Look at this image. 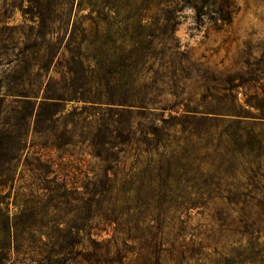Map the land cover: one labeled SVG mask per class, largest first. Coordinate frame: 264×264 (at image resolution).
Masks as SVG:
<instances>
[{
	"label": "rangeland",
	"instance_id": "374dc122",
	"mask_svg": "<svg viewBox=\"0 0 264 264\" xmlns=\"http://www.w3.org/2000/svg\"><path fill=\"white\" fill-rule=\"evenodd\" d=\"M24 2L26 0H0V21L4 20L10 26L5 28L0 25V99L8 93L10 85L24 81V78L34 80V90H38L40 96L55 82L61 81L66 69H62L60 64L49 69H41L34 64H43L57 47L58 51L60 49L57 54L63 49L66 51L71 34L74 33L79 40L81 33L78 29L81 25L83 28L89 25L81 20L88 10L78 12L77 0L72 6L70 18L66 16L62 22L55 24L54 34L43 36L40 34L41 28H23L24 13L21 8L23 4L27 6ZM144 6H148L147 9L137 14L134 0H128L127 5H119L115 0H103V10L108 19L103 24L102 42L108 45L109 21L114 17L120 19L116 12H121L122 18L142 14L147 24L143 30L147 36L146 42L151 43L153 48L139 74L143 83L152 84L156 92H162V104H168L173 110L187 107L197 111L225 110L245 105L244 93L264 90V0H235V13L230 23L215 24L206 20L200 27L196 25L195 11L191 7L175 12L172 8L158 6L156 0H146ZM56 16L61 17V13ZM76 21L78 24H75ZM62 38L64 40L59 41ZM66 56H69L67 51ZM58 61V57L55 58V63ZM28 71L30 76L26 73ZM255 78L259 82H255ZM6 100L5 103L0 102V123L5 125V129L12 117V99ZM73 107V103L67 104V112ZM161 108L163 105L153 108L154 112L135 116L133 131L137 138L146 128L162 127L160 118L163 115L168 117L169 111L163 112ZM18 115H15L17 120H13L15 124L20 118ZM209 130L212 135L204 136L207 137L204 139L184 141L180 133L175 134L172 147L167 151L161 146L156 148L158 144L154 141L153 148L157 151L152 153L153 161L143 167L138 166L137 171H133V177L130 169L136 164L134 157L121 155L118 158V184L105 193L111 198L107 206H142L162 210L178 208L179 213L175 217L179 220H167L158 234L167 242L175 241L184 257L190 261L191 258L199 260V264H211L220 259L227 246L233 242L235 245L239 240L230 232L217 231L219 228L215 218L222 208L248 205L252 207L249 212L255 217L259 212L258 206L264 205V142L260 145L253 140L239 143L233 139H222L218 136L225 130L222 126ZM36 136L33 134L34 144L29 150L31 155L26 160L24 157L7 188L6 163L0 167L1 207L6 210L8 204L18 205L19 208L11 207L13 214L25 208L29 197L39 201V189L48 185L41 171L36 169L35 153L44 151L39 144L36 145ZM51 156L58 163L55 169H59L61 179L67 182L60 189L59 183L50 184L58 189L54 196L66 194V198H79V201L72 200L69 204L63 200L53 201L55 208L49 212L42 211V204L33 201L28 204V209H35L38 214L32 217L31 212H27L24 219L39 221L42 218L43 222L48 223L69 222L66 232L61 234L63 243L68 244L69 239L76 238L79 244L69 254L57 257L51 254V247L44 248L43 243H47L48 239H42L40 235L31 239L28 234H20L19 241L10 251L4 248L6 239L0 236V264H97L99 256L104 259L102 264H145L147 259L139 255L140 247L145 243L139 241L142 237L131 242L126 231L120 233L104 219L95 222L93 229L72 231L77 236H67L73 224L83 223L87 217L88 195L82 194L85 184L89 178L103 174L105 166L87 154L82 156L85 159L82 163L66 165H59L55 152ZM170 156H173L171 162L168 160ZM179 157L187 160L180 161ZM147 160V157L141 159L142 162ZM124 180L134 183L122 186ZM241 191L251 195L238 196ZM8 192L11 193L10 198L6 199ZM192 206L195 209H190ZM147 214L140 215V220ZM145 222L148 223V220ZM143 228L146 230L147 226ZM151 233L140 231L137 234L133 231L131 236H144L147 240ZM91 239L118 241L120 249L112 251L111 255L104 251L95 252ZM127 239L129 243L124 245ZM219 240L221 243H217ZM243 245L240 253L247 246L246 239ZM43 249L46 251L40 255ZM263 256L261 254L259 258Z\"/></svg>",
	"mask_w": 264,
	"mask_h": 264
},
{
	"label": "trees",
	"instance_id": "16d2710c",
	"mask_svg": "<svg viewBox=\"0 0 264 264\" xmlns=\"http://www.w3.org/2000/svg\"><path fill=\"white\" fill-rule=\"evenodd\" d=\"M75 1L77 0H26L24 3H27V6L23 4L21 8L24 13L22 26L29 30L41 28V35L50 36L54 34L55 24L62 22L66 16L70 18ZM115 1L119 5H127L128 0ZM145 1L134 0L137 14L147 9L148 6H144ZM156 2L158 6L172 8L175 12H181L185 7L193 8L197 27L202 26L206 20L215 24H228L235 13V0H156ZM77 7L78 12L88 10L81 20L87 21L89 25L84 28L80 26L79 40L74 33L71 34L65 46L69 56H66L64 49L57 54V47L43 64H34L41 69L53 66L56 68L57 64H60L62 69H66L61 81L55 82L52 88L44 90L40 96L39 91L34 90V80L24 78V81L20 80L10 85L8 93L0 99L3 103L7 101L6 99H12L10 124L5 129V125L0 123V167H4L6 163V188L24 157L26 160L31 155L32 152L29 150L34 144L33 134H37L36 145L39 144L44 150L35 153L36 169L41 171L44 181L48 184L39 189L41 191L39 201L29 197L24 204L25 208L19 213L13 214L11 211L13 205L14 208H19L18 205L8 204L5 210L0 202V236L6 239L4 248L7 251L13 249L19 241L20 234L23 233L28 234L31 239L36 235H40L42 239L47 238V243H43L44 248L51 247V254L57 257L74 250L79 241L73 238L66 244L61 237V234L66 232L65 228L69 226V222L48 223L43 222L42 218L39 221H31L24 219V216L27 212H31L29 214L32 217L38 214L37 210L28 209V204L33 201L41 203L44 212L55 208L53 201L63 200L67 204L72 200L78 202L79 198L68 199L66 194L54 196V193L62 186H66L63 184L67 182L61 179L59 169H55L58 163L56 164L51 155L55 152L59 165H66L71 162L82 163L85 161L82 156L87 154L105 167L103 174L89 178V182L85 184V192L82 194L88 195L87 217L83 223L73 224L67 236H77V233L74 234L72 231L93 229L96 227L95 222L104 219L120 233L126 231L130 241H137L140 237L144 239L139 240L145 241L140 247L139 255L147 259L145 264H163L165 260L166 264L191 262L199 264V260L191 258L190 261L184 257L175 241L167 242L168 240L158 234L164 222L179 220L175 217L179 213L178 208L162 210L142 206L122 208L124 205L113 207L106 205L111 198L105 193L118 184L117 174L120 165L118 158L121 155L126 158L134 157L136 164L131 166V174L137 171L138 166L143 167L153 161L152 153L156 148L161 146L166 151L169 150L176 138L173 137L175 134L180 133L184 141L191 138L204 139L212 135L209 128L214 126L225 128L218 135L222 139H233L239 143L253 140L254 143L261 145L264 142V90L244 93L246 104L239 108L197 111L189 110L187 107L188 109L173 110L174 108H170L168 104H162L164 101L161 98L162 92H156L157 89L152 84H146L145 81L143 83L139 74L140 69L146 66L153 48L151 43L146 42L147 36L143 30L147 24L142 14L122 18L123 14L116 12L120 19L114 17L109 21V39L108 45L105 46L102 42L103 24L108 18L103 10V0H79ZM67 10L69 11L66 12ZM57 13H61V17L56 16ZM77 22L75 24H78ZM6 24L4 20L0 21L1 26L9 28L10 26ZM63 40L59 39L61 42ZM57 57L60 61L55 63ZM26 73L30 76L29 71ZM253 80L259 82L257 78ZM69 103H73L74 107L67 112ZM159 105H163L161 108L163 112L169 111L168 117L163 115L160 118L162 127L146 128L141 137L137 138L136 132L133 131L135 116L138 114L143 116L148 111L154 112L153 108ZM18 114L20 118L15 124L13 120H17L15 115ZM154 141L158 144L155 149ZM149 154L151 157H148ZM145 157L149 160L142 162L141 159ZM172 157H168L170 162ZM179 158L180 161L187 160L184 157ZM135 172L132 173V177ZM51 183H59L58 189L50 186ZM133 183L129 180L121 182L122 186ZM10 194L6 193V199L10 198ZM250 195L246 191L238 193L241 197ZM258 207L259 212L255 217L251 211L249 212L252 207L248 205H231L218 212L215 218L219 228L217 231L230 232L238 236L239 240L235 245L233 242L227 246L220 259L211 264H264V256L259 258L264 254V205ZM190 209L195 207L192 206ZM144 213L148 214L142 216L140 220V215ZM147 220L148 223L145 222ZM145 225L146 230L143 228ZM133 231L137 234L140 231L152 233L145 240L144 236H131ZM244 239L247 240V246L244 252L240 253L244 248ZM219 242L221 243L220 240L217 243ZM127 243L128 239L124 245ZM91 245L95 252L104 251L109 255L112 251L120 249L118 241L113 240L91 239ZM45 251L43 249L40 255ZM118 261L120 262V257ZM102 263L104 259L99 256L97 264Z\"/></svg>",
	"mask_w": 264,
	"mask_h": 264
}]
</instances>
